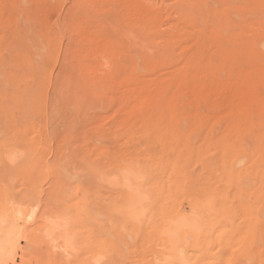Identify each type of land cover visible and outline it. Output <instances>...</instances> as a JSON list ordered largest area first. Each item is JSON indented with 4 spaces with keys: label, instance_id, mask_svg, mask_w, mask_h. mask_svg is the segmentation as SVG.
I'll return each mask as SVG.
<instances>
[{
    "label": "rangeland",
    "instance_id": "rangeland-1",
    "mask_svg": "<svg viewBox=\"0 0 264 264\" xmlns=\"http://www.w3.org/2000/svg\"><path fill=\"white\" fill-rule=\"evenodd\" d=\"M234 4L0 0V264H264V0Z\"/></svg>",
    "mask_w": 264,
    "mask_h": 264
},
{
    "label": "bare ground",
    "instance_id": "bare-ground-1",
    "mask_svg": "<svg viewBox=\"0 0 264 264\" xmlns=\"http://www.w3.org/2000/svg\"><path fill=\"white\" fill-rule=\"evenodd\" d=\"M234 2L237 3V0H219V3H221L222 6H226V7H228V6H230V7L233 6V7L235 8L236 5L234 4ZM239 6H240V5H239ZM240 7H241V6H240ZM224 8H225V7H224ZM228 8H229V7H228ZM239 11H240V10H239ZM214 15H215V17H214ZM214 15H213V17H214V20H213V21L215 22V25H218V29H219V32H217V36H218V37H217V43H216V53L218 54V57H220V56L223 57V56H224L226 59H227V57H228V60H227V61L230 62V60L232 59V58L230 59V57H231L232 54H230L229 51H226L225 46H223V45H224V41H225V38H226L227 34L230 33V32H229V31H230L229 28H230L231 26H233V24L235 23V20H234L233 22H226V21L223 19V17H222V13H220L219 15H217V14L215 13ZM228 23H229V24H228ZM234 35H236V34L234 33ZM124 41H125V40H124ZM123 43L126 44V42H123ZM124 46H125V45H124ZM127 46H129V45L127 44ZM129 47H130V46H129ZM129 47H128V48H129ZM124 48H125V47H124ZM219 53H220V54H219ZM241 53H242L243 56L240 55V53H239V54L236 53V54H238V55H236V56H233V55H232V57H233L232 60L236 59L235 61H237V60H238V59H237L238 57H239V59H240L241 57H244V56L246 55L245 52H242V51H241ZM243 53H244L245 55H244ZM221 54H222V55H221ZM253 54H255V53H253ZM219 55H220V56H219ZM221 57H220V58H221ZM225 58H224V59H225ZM245 58L248 59L247 56H245ZM221 59H222V58H221ZM221 59H220V60H221ZM241 59H242V58H241ZM244 60H245V59H244ZM244 60H243V61H244ZM224 61H225V60L222 59V63H223ZM227 61L224 62V63H227ZM235 61H233V62H235ZM241 61H242V60H241ZM243 61H242V63H241V62H240V63L237 62L238 64L235 63V64H237V65H240V64H241V65L239 66L240 69H238V68H239L238 66H237L238 68L235 67L238 71L240 70L239 72H241V68H243ZM256 61H258V59H257ZM259 61H260V60H259ZM229 62H228V65H230ZM233 62H232V63H233ZM247 62H249V61H247ZM220 63H221V61H220ZM224 63H223V64H224ZM223 64H222V66H223ZM233 64H234V63H233ZM235 64H234V65H235ZM234 65L231 64L232 67H233ZM225 66H226V65L224 64L223 67H225ZM231 66H229V67H231ZM229 67H226V68H227L228 70H229V69L231 70L232 67H231V68H229ZM239 72H238V73H239ZM242 72H243V70H242ZM244 74H245V72H244ZM244 74H243V75H244ZM249 74H250V73H249ZM252 74H254V77H256L257 75H259V73L257 72V75L255 76V72H253V73L250 74V78L252 77V76H251ZM237 75H240V76H241L242 73L237 74ZM248 76H249V75L247 74V77H248ZM237 77H239V76H237ZM257 77H258V76H257ZM248 78H249V77H248ZM248 78H247V79H248ZM258 78H259V77H258ZM258 78H257V79H258ZM240 79H241V78H240ZM240 79H238V80H240ZM247 79H246V80H247ZM254 79H255V78H254ZM254 79H252V80H254ZM242 80H243V77H242ZM242 80H241V81H242ZM259 80H260V79H259ZM247 81H248V80H247ZM247 81H245V82H247ZM250 81H251V80H250ZM257 81H258V80H257ZM257 81L254 80V84H256ZM259 82H260V81H259ZM248 83H249V82H248ZM252 83H253V81H252L251 83H249V84H250L249 87H251V89H250L251 91H252V90L254 91V88H255V87H254V84H253V88H252V86H251ZM257 84H258V83H257ZM257 84H256V85H257ZM259 84H260V83H259ZM256 85H255V86H256ZM237 86H238V85H237ZM257 86H258V85H257ZM257 86H256V87H257ZM235 87H236V86H235ZM238 87H239V86H238ZM247 87H248V86H247ZM249 87H248V88H249ZM232 88H233V87H232ZM240 88H241V87H240ZM242 88H244L245 91H246V90H249L248 88L245 89L246 87H242ZM233 89H234V88H233ZM233 89H231V90H233ZM235 89H236V88H235ZM238 89H239V88H238ZM231 90H229V91H231ZM236 90H237V89H236ZM236 90H235V92H236ZM238 91H239V90H237V92H238ZM251 91H249V92H251ZM253 91L251 92V96H249L250 93L248 92V93H249L248 96H249L250 98H251L252 95L254 94ZM235 92H234V94H235ZM246 92H247V91H246ZM232 93H233V92H232ZM244 93H245V92H244ZM248 93H247V94H248ZM243 95H244V94H243ZM243 95L241 94L242 98H244V99H242V100L244 101V100H245V97H247V95H246V96H245V95L243 96ZM241 96H240V98H241ZM249 97H248V98H249ZM240 98H239V101H238V102H240ZM250 98L247 99V100H245V103L249 102L248 100H250ZM252 98H253V97H252ZM253 99H254V98H253ZM251 100H252V99H251ZM253 101H254V100H252V102H251V101H250V102L253 103ZM259 102H260V101H259ZM251 103H249L248 106H245V107H248V108L252 107V108H253V106H254L256 103H254L253 106H252ZM237 104H238V103H237ZM242 105H243V107H244V103H242ZM246 105H247V104H246ZM228 108H229V107H228ZM228 108H227V109H228ZM245 109H246V108H245ZM245 109H243V114H242V115H240V113H238V114L235 113V114H234V113H232V112L229 111V112H227V113L225 114L224 117H223L224 114H223L222 116L220 115V116H219L220 119H219V118H218V119H219V121L221 120L220 122H222V121H225V122L245 121V120L248 119V117H246V115H248V114L245 115V113H247L246 111H244ZM231 110H232V109H231ZM223 112L225 113V111H223ZM221 114H222V113H221ZM221 117H222V118H221ZM245 123H246V122H245ZM249 125H250V124H249ZM248 130H249V129H248ZM263 139H264V138H263ZM257 142H258V141H257ZM257 151H258V150H257ZM252 153H253V152H252ZM239 159H240V158H238V160H239ZM242 159H243V158H242ZM238 163H239V162H238ZM243 166H244V165H243ZM261 168H262V167H261ZM247 169H248V168H247ZM173 228H174V225L170 222V223L168 224L167 228H166V232H165V233H167L168 235H171V233H172V231H173Z\"/></svg>",
    "mask_w": 264,
    "mask_h": 264
}]
</instances>
